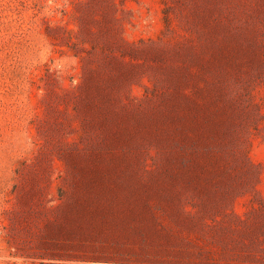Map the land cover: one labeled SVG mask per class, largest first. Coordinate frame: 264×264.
I'll list each match as a JSON object with an SVG mask.
<instances>
[{
  "label": "rangeland",
  "instance_id": "rangeland-1",
  "mask_svg": "<svg viewBox=\"0 0 264 264\" xmlns=\"http://www.w3.org/2000/svg\"><path fill=\"white\" fill-rule=\"evenodd\" d=\"M145 251L264 264V0H0V264Z\"/></svg>",
  "mask_w": 264,
  "mask_h": 264
},
{
  "label": "trees",
  "instance_id": "trees-1",
  "mask_svg": "<svg viewBox=\"0 0 264 264\" xmlns=\"http://www.w3.org/2000/svg\"><path fill=\"white\" fill-rule=\"evenodd\" d=\"M129 261L125 264H235L234 261L219 260L212 257L204 259H197L189 256L188 254H160L145 252L129 253Z\"/></svg>",
  "mask_w": 264,
  "mask_h": 264
}]
</instances>
